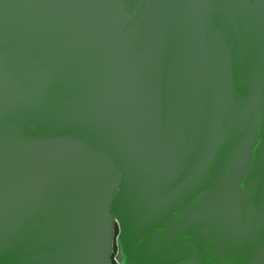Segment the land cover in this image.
<instances>
[{
	"label": "water",
	"instance_id": "95a60500",
	"mask_svg": "<svg viewBox=\"0 0 264 264\" xmlns=\"http://www.w3.org/2000/svg\"><path fill=\"white\" fill-rule=\"evenodd\" d=\"M264 264V0H0V264Z\"/></svg>",
	"mask_w": 264,
	"mask_h": 264
},
{
	"label": "trees",
	"instance_id": "16d2710c",
	"mask_svg": "<svg viewBox=\"0 0 264 264\" xmlns=\"http://www.w3.org/2000/svg\"><path fill=\"white\" fill-rule=\"evenodd\" d=\"M111 264H114L113 262H111Z\"/></svg>",
	"mask_w": 264,
	"mask_h": 264
}]
</instances>
